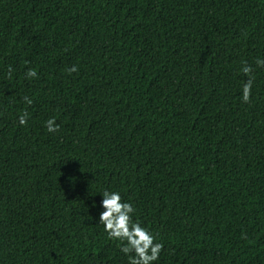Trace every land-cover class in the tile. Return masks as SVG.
Listing matches in <instances>:
<instances>
[{
    "label": "trees",
    "instance_id": "1",
    "mask_svg": "<svg viewBox=\"0 0 264 264\" xmlns=\"http://www.w3.org/2000/svg\"><path fill=\"white\" fill-rule=\"evenodd\" d=\"M257 60L264 0H0V264H128L105 190L153 264H264Z\"/></svg>",
    "mask_w": 264,
    "mask_h": 264
},
{
    "label": "clouds",
    "instance_id": "2",
    "mask_svg": "<svg viewBox=\"0 0 264 264\" xmlns=\"http://www.w3.org/2000/svg\"><path fill=\"white\" fill-rule=\"evenodd\" d=\"M258 66H264V60H257ZM11 67H9V75H11ZM76 72L78 69L74 66L68 70ZM241 71L249 76V79L243 86V102L248 103L251 97V89L254 77L251 75L252 68L246 63ZM29 78H38L35 69H29L26 73ZM25 102L31 105L33 101L25 97ZM29 114L24 112L19 117L20 125H26ZM49 133L59 131L55 119L50 118L46 121ZM102 208L104 211L100 213L99 223L103 225L104 231L110 240L120 242L121 252L128 256V264H153L159 258L163 249V244L156 242V237L140 223L134 222L132 214L135 212L131 203L124 202L118 191L105 190L102 194Z\"/></svg>",
    "mask_w": 264,
    "mask_h": 264
}]
</instances>
